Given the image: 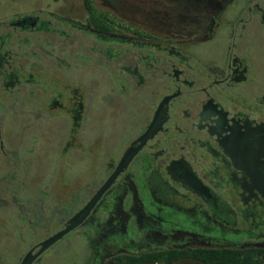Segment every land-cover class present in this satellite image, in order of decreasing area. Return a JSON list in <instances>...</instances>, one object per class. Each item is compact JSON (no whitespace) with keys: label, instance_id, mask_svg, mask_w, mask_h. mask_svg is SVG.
<instances>
[{"label":"flooded vegetation","instance_id":"af4514ba","mask_svg":"<svg viewBox=\"0 0 264 264\" xmlns=\"http://www.w3.org/2000/svg\"><path fill=\"white\" fill-rule=\"evenodd\" d=\"M14 7L0 0V264L60 243L73 264L263 262L264 0Z\"/></svg>","mask_w":264,"mask_h":264},{"label":"trees","instance_id":"16d2710c","mask_svg":"<svg viewBox=\"0 0 264 264\" xmlns=\"http://www.w3.org/2000/svg\"><path fill=\"white\" fill-rule=\"evenodd\" d=\"M183 257L197 259L204 264H257L259 259L253 254H243L231 249H211V248H186L181 250H168L159 252L157 260L162 262L175 261ZM143 258L142 260H144ZM139 261L134 260L135 264Z\"/></svg>","mask_w":264,"mask_h":264},{"label":"rangeland","instance_id":"374dc122","mask_svg":"<svg viewBox=\"0 0 264 264\" xmlns=\"http://www.w3.org/2000/svg\"><path fill=\"white\" fill-rule=\"evenodd\" d=\"M6 3H12L15 5L14 8L18 10H28L34 3L39 2L40 4L45 5L50 0H4ZM70 251L68 246L65 244L58 245L53 249L49 255L45 258L43 264H73V260L69 255ZM173 264H200L192 260H181ZM264 264V261L259 263Z\"/></svg>","mask_w":264,"mask_h":264},{"label":"water","instance_id":"95a60500","mask_svg":"<svg viewBox=\"0 0 264 264\" xmlns=\"http://www.w3.org/2000/svg\"><path fill=\"white\" fill-rule=\"evenodd\" d=\"M69 227H70V225L65 227L63 230H61L60 232L56 233L55 235L51 236L50 238H48L44 242H42L38 252L41 251L43 248H45L47 245H49L52 241H54L55 239L59 238L64 232H66L69 229ZM29 258H30V256H29V253H28L24 257V259L21 261L20 264H28Z\"/></svg>","mask_w":264,"mask_h":264}]
</instances>
